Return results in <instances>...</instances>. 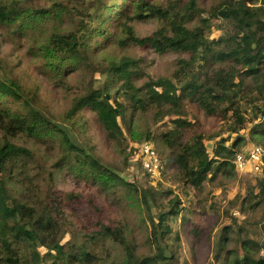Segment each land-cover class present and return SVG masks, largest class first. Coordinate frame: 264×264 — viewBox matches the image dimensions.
Masks as SVG:
<instances>
[{
  "label": "trees",
  "instance_id": "16d2710c",
  "mask_svg": "<svg viewBox=\"0 0 264 264\" xmlns=\"http://www.w3.org/2000/svg\"><path fill=\"white\" fill-rule=\"evenodd\" d=\"M46 1L0 0V264H178L168 221L181 201H165L173 190L149 172L146 186L121 176L124 139L152 142L195 191L234 177L235 154L264 147V0ZM215 21L223 34L208 37ZM188 106L224 133L249 124L247 134H205ZM83 111L119 165L77 134ZM254 186L244 201L262 210L261 238L241 239L238 253L223 226L217 264H264V176Z\"/></svg>",
  "mask_w": 264,
  "mask_h": 264
},
{
  "label": "rangeland",
  "instance_id": "374dc122",
  "mask_svg": "<svg viewBox=\"0 0 264 264\" xmlns=\"http://www.w3.org/2000/svg\"><path fill=\"white\" fill-rule=\"evenodd\" d=\"M40 1L42 3L47 2L46 0ZM219 25L224 26L215 21L209 33L207 32L208 37L217 38L223 34L224 28ZM6 50L7 47L0 43V57ZM19 58L22 60L26 59V57H21L20 55ZM28 62L31 67L30 70L35 71L31 62ZM170 71V69L162 70L165 74H169ZM195 112L197 113L195 107L188 106L187 118L192 121L197 118L202 120V129L205 131V134L221 132L222 134L218 138L229 136L228 139L231 141L236 135L247 134L249 124L246 125L247 127L245 129L240 130L238 134L231 135L227 132L220 131L221 127L217 121L209 120L199 112L194 116L193 113ZM245 116L250 117L247 114ZM171 119L172 115L159 119L154 126V132L159 133L164 131L166 127H171ZM77 124L79 125L77 134L85 141L95 145L103 157L112 160L115 165L120 164L121 156L114 142L105 137L104 133L93 123L85 111L78 114ZM218 138L205 142L209 150L212 148L213 142ZM124 144L128 145V156L125 160V171L121 172V176L129 181H136L142 186L149 184V176L150 178H155L154 180L159 182V184L155 185L158 189L173 190L172 195H168L165 201L171 199L174 195H177L181 201L183 209L179 216L168 221L173 231L178 232L181 236L182 246L177 253V255L179 254L177 257L178 264H217L214 259L217 250L216 244L223 226L230 224L233 226L236 234L233 237L236 240L228 243L226 248L238 253L240 252L241 239L247 237L251 240H259L261 238L258 220L262 210L261 208L249 210L244 199L248 196L252 188L254 192L258 191V188L254 184L257 178L264 176L263 171L241 172L235 170L236 174L234 177L225 179L219 176L214 181L208 180L204 182L200 191H195L189 185L179 182L180 180L178 181L177 176L165 167V161L161 163L159 172L147 176L144 173L145 170L142 167L140 156L134 150L139 142H132L127 137L126 140L124 139ZM252 144L255 143L252 141L248 142L245 148ZM154 180L150 181V184ZM240 228L243 231L237 233ZM192 229L195 231L196 236L188 233ZM41 252L44 253L46 250H41Z\"/></svg>",
  "mask_w": 264,
  "mask_h": 264
},
{
  "label": "built area",
  "instance_id": "2783aa9c",
  "mask_svg": "<svg viewBox=\"0 0 264 264\" xmlns=\"http://www.w3.org/2000/svg\"><path fill=\"white\" fill-rule=\"evenodd\" d=\"M136 153L139 154L143 169L150 174L159 172L161 164L157 158V154L153 143L143 141L136 146ZM235 169L245 172H261L264 170V147L252 144L244 150L237 152L234 157Z\"/></svg>",
  "mask_w": 264,
  "mask_h": 264
},
{
  "label": "water",
  "instance_id": "95a60500",
  "mask_svg": "<svg viewBox=\"0 0 264 264\" xmlns=\"http://www.w3.org/2000/svg\"><path fill=\"white\" fill-rule=\"evenodd\" d=\"M42 113V112H41ZM44 115V113H42Z\"/></svg>",
  "mask_w": 264,
  "mask_h": 264
}]
</instances>
